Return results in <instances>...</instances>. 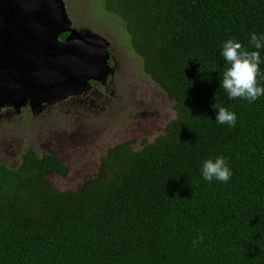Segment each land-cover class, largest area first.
Returning a JSON list of instances; mask_svg holds the SVG:
<instances>
[{
    "label": "trees",
    "instance_id": "16d2710c",
    "mask_svg": "<svg viewBox=\"0 0 264 264\" xmlns=\"http://www.w3.org/2000/svg\"><path fill=\"white\" fill-rule=\"evenodd\" d=\"M103 8L174 118L139 150L109 148L75 191L53 189L45 175L63 177L66 167L30 146L15 167L1 164L0 264H264V96L233 100L220 87L230 66L224 42L255 50L264 0H103ZM215 103L236 114L235 127L215 121ZM217 157L232 171L227 183L202 176Z\"/></svg>",
    "mask_w": 264,
    "mask_h": 264
},
{
    "label": "rangeland",
    "instance_id": "374dc122",
    "mask_svg": "<svg viewBox=\"0 0 264 264\" xmlns=\"http://www.w3.org/2000/svg\"><path fill=\"white\" fill-rule=\"evenodd\" d=\"M60 1L69 29L102 42L110 52H106L110 67L106 65L99 77L102 84L43 94L33 101L30 114L22 107H1L0 165L15 167L23 147L30 146L66 167L65 176L46 174L45 181L67 192L94 179L109 148L127 143L136 151L153 141L174 118V111L141 72L121 22L104 11L103 0ZM63 87L67 86L58 88Z\"/></svg>",
    "mask_w": 264,
    "mask_h": 264
},
{
    "label": "water",
    "instance_id": "95a60500",
    "mask_svg": "<svg viewBox=\"0 0 264 264\" xmlns=\"http://www.w3.org/2000/svg\"><path fill=\"white\" fill-rule=\"evenodd\" d=\"M65 17L60 0H0V108H23L55 88L100 80L106 46L69 29Z\"/></svg>",
    "mask_w": 264,
    "mask_h": 264
},
{
    "label": "clouds",
    "instance_id": "9594fccd",
    "mask_svg": "<svg viewBox=\"0 0 264 264\" xmlns=\"http://www.w3.org/2000/svg\"><path fill=\"white\" fill-rule=\"evenodd\" d=\"M250 44L255 50L249 51L235 38L224 42L220 55L230 66L223 72L220 87L227 93L229 99H244L253 103L264 96V86L260 85V79L264 78V74L260 70L262 61L259 51L264 48V35L258 37L252 33ZM212 107L218 109L215 119L218 124L235 127L237 117L234 112L216 103ZM202 176L208 182L215 179L227 183L232 176V171L225 158L217 157L214 161L207 159L203 162ZM203 239V236L199 235L193 240V246L202 243Z\"/></svg>",
    "mask_w": 264,
    "mask_h": 264
},
{
    "label": "flooded vegetation",
    "instance_id": "af4514ba",
    "mask_svg": "<svg viewBox=\"0 0 264 264\" xmlns=\"http://www.w3.org/2000/svg\"><path fill=\"white\" fill-rule=\"evenodd\" d=\"M69 27H71L70 25H69ZM77 32H80V31H78L77 30ZM67 34L66 33H64V34H61V35H59V40H62L65 36H66ZM107 52H108V49L106 50ZM108 54H110V52H108ZM109 59L110 58H107V61H106V65H107V67L109 68L110 66H109ZM106 67V66H105ZM107 70V69H106ZM94 84H102L100 81L98 82V81H91V80H89V81H87L85 84H83V86H81V87H69V86H67V87H63V88H57V89H55L54 91H53V93L52 94H56L58 91H62V90H64L65 88L67 89H87V87H90V86H92V85H94ZM82 91H84V90H82ZM51 93V92H50ZM47 94H49V93H47ZM44 95H46V94H44ZM44 95H41V96H39V97H37V100L39 101L40 100V98H42ZM47 100V98L46 99H44V102ZM31 106V107H30ZM26 105L25 107H23V108H25V112L27 113V114H30V108H32V105ZM22 108V109H23Z\"/></svg>",
    "mask_w": 264,
    "mask_h": 264
}]
</instances>
